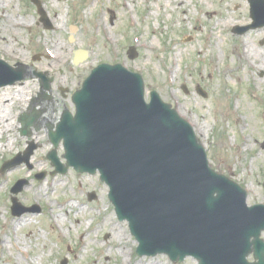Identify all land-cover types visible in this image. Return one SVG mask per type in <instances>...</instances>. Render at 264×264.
Instances as JSON below:
<instances>
[{"label": "rangeland", "instance_id": "1", "mask_svg": "<svg viewBox=\"0 0 264 264\" xmlns=\"http://www.w3.org/2000/svg\"><path fill=\"white\" fill-rule=\"evenodd\" d=\"M93 1L90 13L84 14ZM40 2L48 18L52 16L51 11L61 15L57 19L62 28L55 35L50 32L51 23L46 26L39 21L40 15L31 0H11L5 5L8 10L0 11V14L10 11L17 20L31 23V27L16 34H0V59L16 71L14 75L1 76L0 82L23 73L24 78L6 86H25L23 91L15 88L3 101L9 106L12 99H19L11 107L15 124L10 130L18 140L12 141L14 145L10 152L0 151V167L12 164L0 171V264H62L64 260L67 264H136L141 258L151 260L153 264L156 261L174 264L163 254H136L138 243L129 231V224L117 219L108 200V187L99 180L97 173H78L72 168L65 174L57 173L48 160L54 147L48 139L46 125L52 123L55 128L63 110L74 115L72 93L80 89L91 70L102 62L119 63L127 66L129 71L139 73L146 100L150 91H155L160 101L176 109L193 128L197 121L200 130H194L195 137L202 145L209 165L246 190L244 198L248 207L264 206V147L260 146L264 141V69L253 63L246 65L238 58L240 43L245 37L257 50L264 52V1L255 4L257 19L251 15L249 0H178L176 3L133 0L131 12L128 0ZM99 14L111 26L110 34L115 40L111 46L92 31V24ZM227 22L233 26H223ZM2 23L3 16L0 15V26ZM251 24L255 27H250ZM235 26H241L245 31L240 33V29L236 33ZM56 38L62 43V55L76 42L73 51L84 50L86 60L75 65L71 52L63 62L54 63L55 59L44 53V44L49 46L48 43ZM4 39L12 46L6 45ZM143 42L151 44L148 45L151 48H146ZM49 49L56 54L55 49ZM129 53L133 54L132 59ZM35 72L51 80L49 88L44 89L46 97L39 95L42 94V82ZM2 88L5 86L0 90ZM34 97L35 102H32ZM21 99H25V103H21ZM32 112L39 128L31 127V134L21 135L18 118ZM5 114L6 109L0 115V121L5 122ZM9 137L6 132L2 134L0 145L7 146ZM245 139H250L247 147L242 146ZM29 147L32 153L28 158L24 153ZM55 154L64 164L62 142ZM33 164L38 167L34 168ZM16 167H22L21 172L4 179L6 173ZM233 168L238 169L234 174ZM21 179L27 180V184L16 195L11 194V188ZM51 182L56 185L49 188ZM32 184L33 197L27 189ZM39 185L40 189L37 188ZM93 196V200H88ZM12 197L20 206H40L39 212L12 215ZM69 202L78 204L87 213L75 216L77 209L70 208ZM50 207L63 219L61 232L54 221L51 223L46 218ZM106 215H112L114 222L121 226L120 231L126 234L125 262L118 255L119 245L110 225L103 226ZM24 216H29L31 221L16 229L14 235L8 223L15 217ZM16 238L18 242L14 241ZM260 238L264 241V230ZM13 256H16L15 261ZM196 263L191 257L181 263L175 262Z\"/></svg>", "mask_w": 264, "mask_h": 264}, {"label": "water", "instance_id": "2", "mask_svg": "<svg viewBox=\"0 0 264 264\" xmlns=\"http://www.w3.org/2000/svg\"><path fill=\"white\" fill-rule=\"evenodd\" d=\"M256 3L253 1L251 9L255 19ZM129 54L130 58L134 57ZM0 64L7 67L2 61ZM103 68L105 65L92 70L82 89L74 92L75 116L71 117L64 111L57 131L50 133L54 146L62 139L65 148L67 163L60 166L59 171L64 173L69 166L91 174L98 170L101 180L112 189L110 201L137 215L141 214V208H145L143 212L147 215L151 202L140 203L137 198L127 197L125 191L134 195L135 186H139L142 193L150 195L152 187L158 182L161 192L154 196L153 201L161 209L179 212L178 231L184 225L194 231V225L203 224L206 217H214L238 232L236 238L225 232H222L223 235L217 233L222 246V264H247L245 258L251 252L258 260L251 264H264V243L259 239L264 229V206L248 208L243 192L239 188H230L233 184L207 167L203 149L192 131L169 106L159 102L155 93L151 95L150 104L144 102L139 75L126 73L120 66H114L117 74L106 80L97 75L98 70ZM7 69L12 70L11 67ZM121 75L132 77L134 88L121 80ZM15 76L0 83V86L24 77L23 73ZM39 76L42 88H49V79L43 74ZM34 120V116L23 117V134L29 131L28 127ZM31 151L29 149L25 155L29 156ZM48 157L58 166L55 150ZM176 164L183 169L182 174L179 168L173 169ZM186 180L192 184V191L184 190ZM25 183L18 181L12 192L18 193ZM150 198L147 196V199ZM13 202L12 213L15 215L30 210L19 207L15 200ZM166 222L165 217L154 216L152 224ZM183 232L189 233L188 230ZM192 235L203 236L198 233ZM250 237H253L252 241ZM139 243L137 251L141 254L143 242L139 240ZM183 250V256L190 253L187 247ZM165 251L174 258L173 246H167Z\"/></svg>", "mask_w": 264, "mask_h": 264}, {"label": "bare ground", "instance_id": "3", "mask_svg": "<svg viewBox=\"0 0 264 264\" xmlns=\"http://www.w3.org/2000/svg\"><path fill=\"white\" fill-rule=\"evenodd\" d=\"M133 0H128V8L129 11L131 12L133 10L131 2ZM167 2H172V3H176L178 0H166ZM181 4L184 3V1H179ZM11 3V0H0V11H7L8 8L5 7V5L7 6L8 4ZM94 1L89 5L90 7L86 9V11H83L84 14H89L91 11V8L93 7ZM201 4V2H200ZM9 14H7L6 12H2L0 15L3 16V23L0 26V34L3 36H6L7 34H16L18 33V31L22 30L23 28L26 27H31V23L26 21V20H17L15 17L16 15L13 14L12 12L8 11ZM52 12V16L50 15V18H48L47 14L44 13V15L41 18V22L46 24L47 23H51V33H55L59 32L60 29L62 28V26L58 23V16L59 12L56 13L55 15V11H51ZM86 20H88V17L86 18ZM233 23L227 22L224 23L223 26H227L230 27ZM92 31L95 32L98 36L100 35L101 38L103 39V41L106 43L108 42L109 45L111 46L112 43L115 42V40L113 39V36L111 33V26H108L105 21H104V17L103 15H100L97 17V19L94 21V24H92ZM3 42H5L6 45L12 46L11 43L7 40L4 39L2 40ZM217 42L219 44V40L217 39ZM146 48H151L148 45H151L149 43L143 42ZM221 44V41H220ZM222 44H224V42H222ZM46 47V49L44 50V53H46L48 55V57L55 59L54 63H60L63 62L64 60H66L69 56L68 54L71 52H74L73 50L76 49L77 43L73 42L70 46L69 49H66L64 51V55L61 54V46L62 43L56 38L55 40H52L51 42L47 43L45 42L44 44ZM49 48H53L55 49L57 52L56 54H53L52 51ZM180 55V53H179ZM238 58L240 61H243L246 65H250V64H255V66L259 65L260 67H262L264 69V52L257 50V48H255V46L250 43V41L248 40L247 37L242 38V41L240 43V53L238 55ZM217 59H221L220 57H217ZM257 64V65H256ZM167 69L171 70L170 67H168ZM4 87V86H3ZM21 89L22 91L25 89V86L23 88H17V87H7L5 86V88H2L0 90V115L2 114V112L6 109V114H5V122H2V120L0 121V137L2 134H4L5 132L8 133L10 135L9 139H7V146L3 147V145H0V151H5V152H10L13 145H14V141H17V137L13 136L10 134V130L14 127V122H13V118H14V114L12 113V109L11 107L14 106L16 101H19V99H12L9 103V106H7L5 103H3V101H5L4 99L10 95L14 90L16 89ZM44 89H46L45 87H43ZM43 89V91H44ZM45 92V91H44ZM16 94V93H15ZM14 95V94H13ZM19 95V94H18ZM22 98V97H20ZM21 103H25V99H21L20 100ZM8 107V108H7ZM45 119L42 118V121H44ZM18 127V126H17ZM194 129L199 132L200 128H199V123L197 121H195V127ZM13 141V142H12ZM248 144H250V139H245L242 143L243 147H247ZM241 150V148H240ZM33 163V162H32ZM34 165V168H37L38 165ZM33 169V166H32ZM22 167H16L13 168L11 170L8 171V173H6V175L4 176V179H7L9 177V175H13V173H18L21 172ZM24 170V169H23ZM237 168H233L232 169V174L235 173V171H237ZM53 185H56L55 182H51L48 184L49 188H52ZM38 189L41 188V185H39L37 187ZM29 190L30 195L33 197V184L30 185V187L27 188ZM42 191V190H39ZM54 191V190H53ZM68 205L70 206V208L72 207V209H77L75 211V216H80L83 214H86L87 212L81 208L80 206H78V204L74 205L72 202H69ZM16 219L13 218V220H10L9 227L10 230L12 232H14V235L16 234V229H18L19 227H25L31 220L29 216H24L22 217H15ZM51 221H54L55 225L58 226V228H60V230L62 231L63 229L61 228L60 223L63 221V219L61 218V215L58 213L54 212V208L50 209V214L48 215V217ZM75 221H78V219L75 217ZM79 222V221H78ZM81 223H78V225H80ZM110 225L111 230L113 232L114 237L117 238V243L119 245V248L116 249L118 252V255H121L123 262H125V252L127 247L125 246L126 243H128L126 234H124V232L121 230L120 228L121 226H119L117 223L114 222L113 220V216L112 215H106L104 217V222H103V226H108ZM6 242L8 241L7 239L5 240ZM16 242L19 241L18 238H16V240H14ZM128 250V249H127ZM14 261L16 260V256H13ZM128 259V258H127ZM159 261H156V263L154 264H159ZM136 264H153V262L151 260H146L141 258L140 260L136 261Z\"/></svg>", "mask_w": 264, "mask_h": 264}]
</instances>
